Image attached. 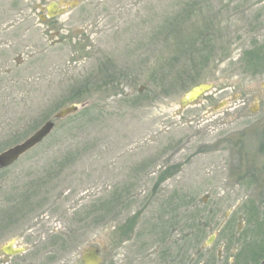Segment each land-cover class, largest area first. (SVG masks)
Masks as SVG:
<instances>
[{
    "label": "rangeland",
    "instance_id": "374dc122",
    "mask_svg": "<svg viewBox=\"0 0 264 264\" xmlns=\"http://www.w3.org/2000/svg\"><path fill=\"white\" fill-rule=\"evenodd\" d=\"M50 1L37 28L0 15V151L55 121L0 169L20 220L49 209L35 264L90 247L100 264L264 263V0H61L43 21Z\"/></svg>",
    "mask_w": 264,
    "mask_h": 264
},
{
    "label": "flooded vegetation",
    "instance_id": "af4514ba",
    "mask_svg": "<svg viewBox=\"0 0 264 264\" xmlns=\"http://www.w3.org/2000/svg\"><path fill=\"white\" fill-rule=\"evenodd\" d=\"M60 1H50L46 5V18L43 21H51L53 18L59 16L62 9L59 11L58 8H62L64 5H59L56 8L53 3L58 4ZM3 3L0 6V15L3 17L2 20L4 22L8 20L9 27L14 28L19 25L20 27L30 26L31 28H37L39 23V0H4ZM48 6L51 9H48ZM202 96L196 99L193 105L200 106L203 104L204 102L199 100ZM214 108L213 106L211 107V109ZM262 132L264 143V129ZM8 167L0 169H6ZM4 200L2 199L0 201V264H35L37 253L36 233L39 227L42 228V233L48 231V225H46L44 218H50V214H48L49 209L47 208L45 213L43 212L39 215L40 221L38 222V215L33 221H30L28 220L29 214L23 220H20L21 214H18L17 204L15 206V203H9L10 206H8ZM59 232L60 230L57 231V233ZM51 233H53V230ZM136 250L137 253L135 254L136 256L134 255L133 263H137L142 259L139 250ZM176 259L179 260L178 255H176ZM176 264H181V261L179 260ZM260 264L264 263L262 262Z\"/></svg>",
    "mask_w": 264,
    "mask_h": 264
},
{
    "label": "water",
    "instance_id": "95a60500",
    "mask_svg": "<svg viewBox=\"0 0 264 264\" xmlns=\"http://www.w3.org/2000/svg\"><path fill=\"white\" fill-rule=\"evenodd\" d=\"M62 3V1H60ZM57 8V3H53ZM48 9H51L48 6ZM210 84H198L191 88L183 97L182 103H192L198 96L210 88ZM86 103L70 104L57 110L53 118L62 119L68 115L77 112L83 108ZM55 122L52 119L46 120L39 128L30 134L23 141L10 146L9 148L0 152V168L6 167L16 161L25 152L42 142L54 128ZM81 261L83 264H100L99 250L96 247H90L81 253Z\"/></svg>",
    "mask_w": 264,
    "mask_h": 264
},
{
    "label": "trees",
    "instance_id": "16d2710c",
    "mask_svg": "<svg viewBox=\"0 0 264 264\" xmlns=\"http://www.w3.org/2000/svg\"><path fill=\"white\" fill-rule=\"evenodd\" d=\"M184 73V72H183ZM185 75V74H184Z\"/></svg>",
    "mask_w": 264,
    "mask_h": 264
}]
</instances>
